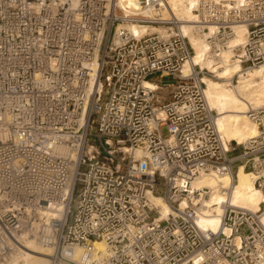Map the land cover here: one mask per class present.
Listing matches in <instances>:
<instances>
[{
    "label": "built area",
    "instance_id": "obj_1",
    "mask_svg": "<svg viewBox=\"0 0 264 264\" xmlns=\"http://www.w3.org/2000/svg\"><path fill=\"white\" fill-rule=\"evenodd\" d=\"M140 3L147 13L115 15L113 0H0V264L23 233L51 264H264V204L224 205L228 234L213 233L196 224L207 189L190 188L241 166L264 192V106L247 112L257 134L225 146L202 89L213 73H183L192 49L165 0ZM193 12L214 27L210 55L242 23L232 61L240 73L264 65V0H197ZM153 75L171 81L144 87ZM157 187L162 219L146 195Z\"/></svg>",
    "mask_w": 264,
    "mask_h": 264
},
{
    "label": "bare ground",
    "instance_id": "obj_2",
    "mask_svg": "<svg viewBox=\"0 0 264 264\" xmlns=\"http://www.w3.org/2000/svg\"><path fill=\"white\" fill-rule=\"evenodd\" d=\"M113 2L124 11L125 15L138 10L140 13H147L141 7L140 0H117V3L113 0ZM165 2L177 21L180 34L187 38L192 49V54L182 65L181 71L186 73L192 69V66L197 65L213 73V79L201 77L204 84L202 89L208 107L215 111L214 123L223 144L227 146L229 141L239 144L254 137L257 134L256 125L250 120L247 112L264 106V65L240 73L239 65L231 59L230 49L244 41L245 26L242 23L231 26L233 35L228 39L227 48L219 50L216 55H210V46L206 38L214 31V27L198 24L193 12L197 0H165ZM133 25L119 26H124V29L134 36L158 29L154 26ZM202 28H206L208 33H201ZM89 66L95 69L94 59L90 61ZM233 75H237L236 83L232 80ZM143 85L151 89L156 88L154 82L149 80L143 81ZM0 140H3V137H0ZM253 179L251 172L244 171L239 166L235 175L229 172H209L191 180V189L201 187L207 189V196L203 198L197 213V226L209 229L213 233L221 230L227 235L228 229L220 225L224 205L256 211L260 203L264 204V192L254 186ZM146 195L150 204L158 209L160 219L170 213V209L161 197L150 192ZM179 206H183V203L181 202ZM50 214L48 210L41 211L39 217ZM260 222L264 226V212L261 214ZM19 241L20 246L16 253L2 264H51L52 249L36 241L33 233L31 235L23 233ZM94 246L101 250V241H95ZM78 251L77 249V253Z\"/></svg>",
    "mask_w": 264,
    "mask_h": 264
},
{
    "label": "rangeland",
    "instance_id": "obj_3",
    "mask_svg": "<svg viewBox=\"0 0 264 264\" xmlns=\"http://www.w3.org/2000/svg\"><path fill=\"white\" fill-rule=\"evenodd\" d=\"M116 3H117V0H116ZM113 9H114V12H115V15H120L121 13H123L124 11L123 10H121L120 8H119V6L117 7V6H115L114 4H113ZM119 25H123V24H118V26ZM133 26H135V25H133ZM152 26V25H151ZM132 27V26H131ZM154 27H156V26H154ZM178 28V27H177ZM206 28H204V29H201L200 31H201V33H208V30L206 29ZM217 65H219V64H217ZM204 77V76H203ZM213 79V78H212ZM150 80L151 81H154V82H158V81H160V83H162V84H166V83H168L169 81H171L166 75H160V78L157 76V75H153L151 78H150ZM234 80H236V78H233V81ZM234 83H236V81H234ZM170 91V87H167V88H162L161 90H159L158 91V95L161 97V100L162 101H166V100H168V97H167V93ZM161 133L162 134H165V128L164 127H162L161 128ZM235 153H237V151L235 152ZM239 162V161H238ZM237 162V163H238ZM235 166H236V163H234L233 165H232V170H234L235 169ZM153 192V194L154 195H162L163 194V189L161 188V187H157L155 190H153L152 191Z\"/></svg>",
    "mask_w": 264,
    "mask_h": 264
}]
</instances>
